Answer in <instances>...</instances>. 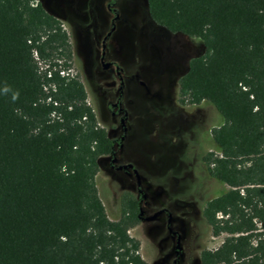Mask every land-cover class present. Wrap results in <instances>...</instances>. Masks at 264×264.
<instances>
[{"label": "trees", "instance_id": "trees-1", "mask_svg": "<svg viewBox=\"0 0 264 264\" xmlns=\"http://www.w3.org/2000/svg\"><path fill=\"white\" fill-rule=\"evenodd\" d=\"M146 2L155 23L202 42L178 77L180 102L207 101L223 119L202 161L227 189L201 211L223 239L200 262L264 264V0ZM70 58L39 1L0 0V264H146L128 233L136 211L110 219L98 195L112 140Z\"/></svg>", "mask_w": 264, "mask_h": 264}, {"label": "rangeland", "instance_id": "rangeland-1", "mask_svg": "<svg viewBox=\"0 0 264 264\" xmlns=\"http://www.w3.org/2000/svg\"><path fill=\"white\" fill-rule=\"evenodd\" d=\"M37 1L60 20L69 34L75 59L71 56L67 70L83 80L84 65L78 63L84 62L86 48L100 47L95 32L105 27L106 11L94 2L81 16L70 10L71 0H33ZM114 6L124 21L117 25L110 44L123 43L131 35L137 54H131L123 45L121 55L128 72L125 99L130 113L123 155L135 163L142 178L149 179L144 214L166 208L171 213L170 226L180 234L181 249L175 256L176 237L165 227L166 213L154 220L139 219L128 233L139 241L138 252L146 264H201V250L214 249L223 239L211 233L202 207L207 199L227 189L207 173L202 161L205 152L216 150L210 131L223 122L221 115L207 101L183 104L178 95V77L189 59L203 51L202 42L155 23L148 14L146 0H117ZM74 20L86 24L83 41L78 38ZM134 73L140 74L146 89L138 86L141 83L135 82L131 76ZM86 80L88 86L100 85L107 91L114 88L104 71L92 70ZM87 101L95 107L89 91ZM104 169L99 163L95 184L108 217L117 219L124 210L128 212L125 199L137 198V192L133 184L120 186L121 181L105 176Z\"/></svg>", "mask_w": 264, "mask_h": 264}, {"label": "flooded vegetation", "instance_id": "flooded-vegetation-1", "mask_svg": "<svg viewBox=\"0 0 264 264\" xmlns=\"http://www.w3.org/2000/svg\"><path fill=\"white\" fill-rule=\"evenodd\" d=\"M116 1L117 0H71V3L69 4L70 10L78 15L83 16L86 13L85 7L87 6V9H89L88 7H91V4L93 5L94 2L95 6H98L101 10H104L107 13L106 18L104 19L105 27L103 30L95 32L98 41L100 42V47L95 49L94 47L91 46L92 48H90L89 46L84 51V62H77L79 65H84L85 78L82 80L78 75H74H76L83 83L86 95L87 91H89V95L91 93L93 96L96 102V104L94 103L95 107H92L90 102L87 101V103L92 107L95 113L97 124L104 128L107 136L112 140L110 151L99 158V163L105 167V176H113L115 181H121L122 183L120 186L133 184L135 191L137 192V198L128 197L125 199L126 201H124L128 206V211L130 208L136 211L138 221L139 219L154 220L162 213L167 214V217L164 219V224L170 235L176 237L174 254L175 256H178L181 249L180 234L170 226L171 213L163 207L154 211H159L154 218H146L154 213L152 212L151 214L145 215L142 208L146 196L145 188L146 185L149 184V179L142 178L135 163L124 158L123 155V147L128 139L130 131V113L125 99V79L128 76V72L123 62L124 58H122L121 55L123 45L129 49L131 54H137L134 45H132L133 37H131V35L127 37L130 41L126 38L123 43L110 44L117 25L124 21V19L120 18L121 15L118 14V10L116 9V6H114ZM74 22L77 23L76 31L79 36L78 38L80 41H83L84 34L86 33V24L84 25L75 20ZM69 44L71 48V56L75 59V46L71 44L70 39ZM92 70L106 72L108 77H110V81L112 80L114 82V88L107 91L100 85L96 87L88 86L86 76ZM131 76L138 84V81L141 79L140 74L134 73ZM140 83L141 84H138V86L146 89V85L143 81L140 80ZM103 116L106 117L103 118ZM176 245H178V248H176ZM175 261L176 260L174 259V262Z\"/></svg>", "mask_w": 264, "mask_h": 264}, {"label": "water", "instance_id": "water-1", "mask_svg": "<svg viewBox=\"0 0 264 264\" xmlns=\"http://www.w3.org/2000/svg\"><path fill=\"white\" fill-rule=\"evenodd\" d=\"M158 213H159V211H156V212H154L152 215H150V216H148V217H146V218H147V219H152V218H154ZM176 248H178V245H176Z\"/></svg>", "mask_w": 264, "mask_h": 264}]
</instances>
